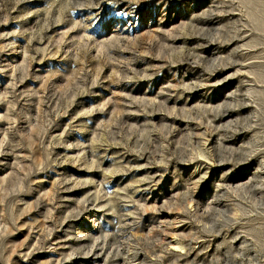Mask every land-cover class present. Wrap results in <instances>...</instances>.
<instances>
[{
    "label": "rangeland",
    "instance_id": "1",
    "mask_svg": "<svg viewBox=\"0 0 264 264\" xmlns=\"http://www.w3.org/2000/svg\"><path fill=\"white\" fill-rule=\"evenodd\" d=\"M0 264H264V0H0Z\"/></svg>",
    "mask_w": 264,
    "mask_h": 264
}]
</instances>
